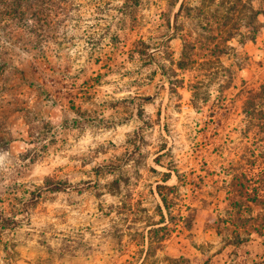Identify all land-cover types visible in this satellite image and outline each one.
Here are the masks:
<instances>
[{
	"label": "rangeland",
	"instance_id": "obj_1",
	"mask_svg": "<svg viewBox=\"0 0 264 264\" xmlns=\"http://www.w3.org/2000/svg\"><path fill=\"white\" fill-rule=\"evenodd\" d=\"M263 30L264 0H0V264L249 262Z\"/></svg>",
	"mask_w": 264,
	"mask_h": 264
},
{
	"label": "trees",
	"instance_id": "obj_2",
	"mask_svg": "<svg viewBox=\"0 0 264 264\" xmlns=\"http://www.w3.org/2000/svg\"><path fill=\"white\" fill-rule=\"evenodd\" d=\"M253 96L251 97V99L249 100V103H251V104H254L253 103V101L254 100H258V99H260L262 102H264V84H262V85H260L259 87H258V89H257V91H254L253 93ZM258 105H260V104H258ZM254 106H255V104H254ZM260 184H261V189L259 188V190L257 191V187H253V188H250V190L252 191V195H249L248 194V197L247 198H249V200L251 201V202H254L255 200H260V199H262V198H264V179L262 180L261 179V182H260ZM240 186H242V184L240 183ZM246 190V189H245ZM263 192V193H260V192ZM228 192H231L230 193V195L233 197V199L231 200L232 201V204L234 205V204H236V202H237V200L235 199V196H236V193H237V189H236V186L234 185V178H233V182H231V185H230V190L228 191ZM254 192V193H253ZM259 192V193H258ZM240 193H242L241 191H240ZM240 193H239V195H240ZM261 202V201H260ZM229 214V218L231 219V214H230V212L228 213ZM229 219V220H230ZM249 219H252V217H249ZM256 219V218H255ZM258 219V218H257ZM258 222V224H257V226L256 227H254V231L256 232V233H258V234H260L259 233V226H264V212L261 214V216L259 217V220L257 221ZM246 224V223H245ZM244 224V225H245ZM235 226H237V227H239L238 225H240V224H234ZM241 226V225H240ZM243 232H245V233H247V230H245V231H243ZM247 240V237L246 238H243L242 236H241V233L240 232H238L237 233V235H236V239H235V242L233 243L234 245H236V244H238V243H240V242H243V241H246ZM254 264H258V263H254Z\"/></svg>",
	"mask_w": 264,
	"mask_h": 264
},
{
	"label": "crops",
	"instance_id": "obj_3",
	"mask_svg": "<svg viewBox=\"0 0 264 264\" xmlns=\"http://www.w3.org/2000/svg\"><path fill=\"white\" fill-rule=\"evenodd\" d=\"M262 32H264V30L262 31ZM261 238H263L264 239V235L263 236H258L257 237V239H251V240H249L248 241V244H247V246H248V248H250V247H252V248H254L256 251H254V252H250V254L248 255V257L250 258V260H249V262H247L246 264H254L255 262H256V258H257V254H258V252L261 250V252H264V240H261ZM226 255H225V257H223V263L222 264H227V263H225L224 261L226 260Z\"/></svg>",
	"mask_w": 264,
	"mask_h": 264
}]
</instances>
